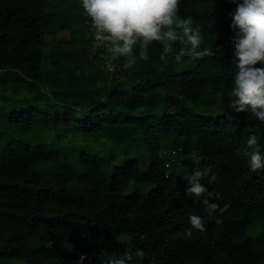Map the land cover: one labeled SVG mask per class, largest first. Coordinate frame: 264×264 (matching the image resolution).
Returning <instances> with one entry per match:
<instances>
[{"label":"trees","instance_id":"obj_1","mask_svg":"<svg viewBox=\"0 0 264 264\" xmlns=\"http://www.w3.org/2000/svg\"><path fill=\"white\" fill-rule=\"evenodd\" d=\"M235 8L181 0L206 53L165 64L153 41L149 59L138 44L110 72L82 0H0V264H104L137 248L129 264H264V169L240 150L250 133L264 144V122L228 105ZM170 150H194L196 166L167 167ZM198 168L215 174L199 197L186 191ZM205 198L229 207L209 216ZM193 214L205 230L189 238Z\"/></svg>","mask_w":264,"mask_h":264},{"label":"clouds","instance_id":"obj_2","mask_svg":"<svg viewBox=\"0 0 264 264\" xmlns=\"http://www.w3.org/2000/svg\"><path fill=\"white\" fill-rule=\"evenodd\" d=\"M233 3L236 8L230 13V27L234 32L231 43L234 46L236 68L228 105L236 112L250 111L259 121L264 122V0H233ZM180 4L181 0H82L83 9L95 29V41L105 43L111 54L104 61L107 70L112 72L115 65L113 58L120 56L127 57L129 64L135 63V48L138 44L139 58L149 59L148 48L153 41L163 45L160 59L165 64L173 52L171 58L175 62H180L185 56L200 57L205 54L207 50L201 48L203 32L199 25L193 27L192 16L180 18ZM176 44L179 47L174 51ZM240 150L247 157L250 171L264 169V144L255 133L246 137ZM175 153L178 152H162L167 167L175 162ZM209 175L211 182L215 174L211 173L210 168L194 170L188 178L187 193L199 197L208 192L201 180ZM203 203L209 216H215L217 210L222 213L229 207L225 204L221 208L218 203L207 198ZM189 223L191 227L184 230L186 237L193 236V229L205 230L201 215H190ZM143 254V250L137 248L134 253L113 255L104 264H129L134 255ZM83 259L81 256L80 264Z\"/></svg>","mask_w":264,"mask_h":264},{"label":"rangeland","instance_id":"obj_3","mask_svg":"<svg viewBox=\"0 0 264 264\" xmlns=\"http://www.w3.org/2000/svg\"><path fill=\"white\" fill-rule=\"evenodd\" d=\"M94 32H95V30H94ZM68 37H69V34L66 31H59L57 33V38H59V39H67ZM47 41H50V36L47 37ZM21 88H22V90L24 89L23 87H21ZM55 135H56L55 132L53 133V131H51V130H43L42 137L40 140H43L46 142H52V141H55V139H56ZM101 145L105 146V147L108 146L105 142L102 143ZM96 147H97V145H96ZM192 151H190L188 153H183L181 151L178 153H175L174 154V156H176L175 167L180 168L182 166L183 167L189 166L190 168H194L196 166L199 158L197 156V153L194 150H192ZM106 155H108V153ZM172 156H173V154H172ZM161 157H165V154H162ZM124 158H125L124 155L120 156L117 161L113 162V165L120 164Z\"/></svg>","mask_w":264,"mask_h":264}]
</instances>
